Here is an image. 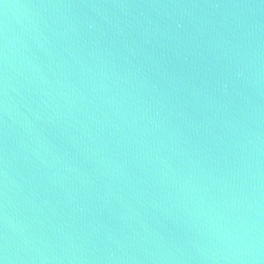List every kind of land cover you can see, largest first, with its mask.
Listing matches in <instances>:
<instances>
[{"label":"water","instance_id":"95a60500","mask_svg":"<svg viewBox=\"0 0 264 264\" xmlns=\"http://www.w3.org/2000/svg\"><path fill=\"white\" fill-rule=\"evenodd\" d=\"M0 264H264V0H0Z\"/></svg>","mask_w":264,"mask_h":264}]
</instances>
